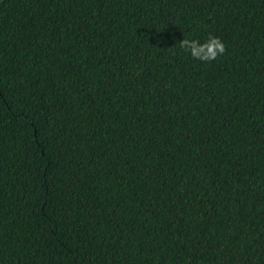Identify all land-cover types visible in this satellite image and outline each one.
<instances>
[{
  "label": "trees",
  "instance_id": "16d2710c",
  "mask_svg": "<svg viewBox=\"0 0 264 264\" xmlns=\"http://www.w3.org/2000/svg\"><path fill=\"white\" fill-rule=\"evenodd\" d=\"M0 264H264V0H0Z\"/></svg>",
  "mask_w": 264,
  "mask_h": 264
},
{
  "label": "clouds",
  "instance_id": "9594fccd",
  "mask_svg": "<svg viewBox=\"0 0 264 264\" xmlns=\"http://www.w3.org/2000/svg\"><path fill=\"white\" fill-rule=\"evenodd\" d=\"M180 48L189 53L192 59L203 62H211L226 52L225 45L220 38L211 35L203 43L197 39L183 37L180 41Z\"/></svg>",
  "mask_w": 264,
  "mask_h": 264
}]
</instances>
